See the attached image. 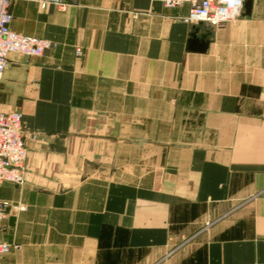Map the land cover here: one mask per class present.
Returning a JSON list of instances; mask_svg holds the SVG:
<instances>
[{"label":"crops","instance_id":"crops-1","mask_svg":"<svg viewBox=\"0 0 264 264\" xmlns=\"http://www.w3.org/2000/svg\"><path fill=\"white\" fill-rule=\"evenodd\" d=\"M65 1L10 5L59 46L9 54L0 79L28 146L25 183H0V264H264V0L219 25Z\"/></svg>","mask_w":264,"mask_h":264},{"label":"built area","instance_id":"built-area-1","mask_svg":"<svg viewBox=\"0 0 264 264\" xmlns=\"http://www.w3.org/2000/svg\"><path fill=\"white\" fill-rule=\"evenodd\" d=\"M18 0H0V79L8 65V56L16 53L26 58L43 56L47 51L55 50L57 42L34 35L22 34L11 28L13 15L10 5ZM37 3L45 9L55 5L66 10L70 4L65 0H23ZM165 7L176 8L187 4L189 12L182 19L191 24L210 22L226 24L235 22L240 15H234L226 9L222 0H161ZM203 16V19L198 17ZM77 56L83 55L81 47L76 48ZM30 138L37 140L38 133L31 132ZM28 161V146L24 135L23 114L21 111H0V183L11 182L22 186L25 183ZM10 203L0 201V222L6 219ZM10 250V245L0 242V254Z\"/></svg>","mask_w":264,"mask_h":264},{"label":"water","instance_id":"water-1","mask_svg":"<svg viewBox=\"0 0 264 264\" xmlns=\"http://www.w3.org/2000/svg\"><path fill=\"white\" fill-rule=\"evenodd\" d=\"M252 8V0H246L244 9L246 10V13L249 14L251 12ZM209 42L205 40L204 38L199 39L197 36L193 37L191 40V46L190 48L195 50L198 49L199 51H205L208 48Z\"/></svg>","mask_w":264,"mask_h":264},{"label":"clouds","instance_id":"clouds-1","mask_svg":"<svg viewBox=\"0 0 264 264\" xmlns=\"http://www.w3.org/2000/svg\"><path fill=\"white\" fill-rule=\"evenodd\" d=\"M225 4L226 9L230 11V13L234 15H240L241 10L244 5V0H222ZM203 16L198 17V19H203Z\"/></svg>","mask_w":264,"mask_h":264},{"label":"rangeland","instance_id":"rangeland-1","mask_svg":"<svg viewBox=\"0 0 264 264\" xmlns=\"http://www.w3.org/2000/svg\"><path fill=\"white\" fill-rule=\"evenodd\" d=\"M68 3V2H67Z\"/></svg>","mask_w":264,"mask_h":264}]
</instances>
